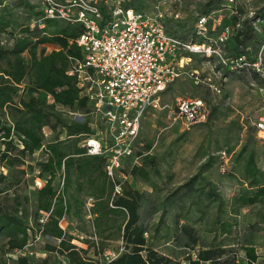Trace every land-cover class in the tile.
<instances>
[{
    "label": "trees",
    "instance_id": "16d2710c",
    "mask_svg": "<svg viewBox=\"0 0 264 264\" xmlns=\"http://www.w3.org/2000/svg\"><path fill=\"white\" fill-rule=\"evenodd\" d=\"M99 4L105 11L106 4ZM22 15L24 20L19 22ZM41 16L42 11L33 0H0V264H8L7 254L15 250L29 251L37 236L44 241L43 250L51 256L36 264H63L55 260L58 256H63L67 264H238L236 246L226 239L238 225L241 208L264 206V170L256 162L255 151L244 143L236 152L233 162L238 165L242 160L240 173L246 185L229 200H224L217 185L205 174L215 159L211 154L196 173L178 186L177 192L185 189V195L192 197L185 214L178 213L175 218L188 219L190 212H195V219L201 221L209 215V207L216 206L205 229L211 237L206 241L193 225L178 224L172 234L180 250L177 257L161 252L153 241L159 226L152 232L142 215L147 213L145 206L150 193L124 185L122 194L112 197L104 171L105 157L89 155L80 145L93 133L91 120L87 117L78 120L67 113L78 111L88 116L90 112L76 76L67 72L75 60L82 58L76 38L83 25L45 18L41 27L38 23ZM164 24L169 34L187 38L182 24L168 26L165 20ZM244 31L246 25L235 36ZM3 34L9 35L4 41ZM201 40L196 37L195 41ZM46 44L54 48L47 52ZM212 113L213 108L209 118ZM149 145L146 153L137 154L140 162L127 173L153 187L151 174L157 173L158 162L148 152ZM247 147L248 153L242 159ZM34 169H38V177L43 181L38 187H34L32 176H26ZM85 195H93L97 201L91 222L93 230H81L86 235L80 240L86 245L83 248L73 242L72 234L63 231L59 221L68 215L84 226ZM169 199L161 203V217L168 211V201H178ZM261 218L264 219V214ZM49 237L57 242H50ZM111 240H119L122 251L107 260L103 253L110 249ZM239 248L249 263L256 261L252 232ZM90 249L92 256L88 254ZM16 259L22 264L29 263L28 254Z\"/></svg>",
    "mask_w": 264,
    "mask_h": 264
},
{
    "label": "rangeland",
    "instance_id": "374dc122",
    "mask_svg": "<svg viewBox=\"0 0 264 264\" xmlns=\"http://www.w3.org/2000/svg\"><path fill=\"white\" fill-rule=\"evenodd\" d=\"M97 3L106 1V8L114 0H96ZM227 0H120L122 5H129L135 10H143L146 13L159 11L163 15L166 24H182L184 34L187 38H180L182 41H195L196 37L203 39L202 35L196 34L195 21L197 14L208 12L206 37L215 36L225 24H232V17L228 9L217 13ZM236 6L241 14L248 11L247 0H236ZM176 14V15H175ZM218 14H221V24L216 22ZM22 15L18 21L24 20ZM32 24V23H31ZM17 33V30L15 31ZM195 32V35H194ZM245 32V33H244ZM242 35L231 36L228 43L224 46L225 56L229 57L228 63L222 64L219 57L213 54L206 58L202 53H193L180 49L177 58L182 62V74L163 92L157 108H151L145 113L135 144L133 156L127 160L123 171L140 162L139 152H148L157 158L158 171L151 174L150 186L137 177L130 175L124 185L131 186L139 191L150 193V197L145 206L148 208L142 215L147 222L149 229L153 232L159 226V231L154 235V246L169 255H178L179 249L176 248L172 240V234L178 224L189 223L200 231L208 241L211 237L205 229L215 212V205L209 207V215L199 221L196 213L190 212L188 219L175 218L176 214H185L189 209V200L192 196L185 195V189L178 191V186L185 183L191 175L196 173L199 165L204 162L206 156H214L211 168L205 174L217 185V190L224 200H229L246 183H243L241 176V162L235 165L233 160L238 149L244 144H249V150H254L256 162L264 170V132L254 128V122L259 116L264 115V72L259 74L243 64L244 61L238 59L240 54L257 52L255 40L248 38V32ZM197 35V36H196ZM247 36V37H246ZM9 37L8 34L2 35L4 41ZM192 41V42H193ZM54 48L51 44H46V51ZM182 58V59H180ZM224 75L226 76L223 80ZM210 85H217L221 88V93H215ZM202 98L206 102L207 114L204 120L186 123L181 118L174 119L177 104L181 100ZM213 108L211 117H208L210 109ZM70 117L83 120L86 114L78 111H67ZM90 117V115H89ZM209 118V119H208ZM93 123L97 120L93 116ZM50 134L47 135V139ZM225 150L227 157H221V151ZM248 153L244 154L242 159ZM36 157H39L37 154ZM25 165V164H24ZM6 172V171H5ZM38 169L33 172L28 171L27 178L33 177L34 187L43 184L38 177ZM129 174V173H128ZM243 183V184H242ZM175 194V195H174ZM174 195V196H173ZM173 196V197H172ZM177 199L175 203L168 201V211L161 217V203L167 199ZM169 199V200H170ZM228 208V207H227ZM146 213V214H145ZM264 206H245L241 208L238 225L234 227L233 235L226 239L227 243L234 244L237 249L238 264H264ZM163 219V220H162ZM175 219H177L175 221ZM162 220V221H161ZM75 225V224H74ZM75 244L81 245V238L86 237V231H92V224L85 219L84 226H74ZM252 232L253 245L258 255L254 263L247 261L245 252L239 248L240 244L248 238ZM50 242L56 243L53 238ZM2 246V240L0 241ZM84 244V243H83ZM44 241L41 238L35 240L30 246L29 263L36 264L38 260L51 253L43 250ZM120 246L119 240L109 241L110 250H116ZM86 245L84 244L83 248ZM92 256V250H89ZM54 258V257H53ZM178 258L181 259L179 255ZM55 260L63 264L65 258L58 256ZM33 262V263H32ZM9 264H22L17 259H10Z\"/></svg>",
    "mask_w": 264,
    "mask_h": 264
},
{
    "label": "built area",
    "instance_id": "2783aa9c",
    "mask_svg": "<svg viewBox=\"0 0 264 264\" xmlns=\"http://www.w3.org/2000/svg\"><path fill=\"white\" fill-rule=\"evenodd\" d=\"M33 1L42 11L38 20L41 27L45 18L83 25L76 38L82 58L75 60L67 72L76 76L81 95L90 104L86 117L91 120L93 133L80 145L89 155L105 157L104 171L111 184L112 197L122 194L124 183L130 177L123 169L134 154L145 113L150 107L159 106L161 93L183 72V64L177 58L180 49L202 53L206 58L216 54L226 65L230 59L223 48L230 37L246 25L248 38L255 40L258 50L254 56L253 52H248V60L246 53L240 54L238 59L255 72H264V0H247L245 14L239 11L236 0H227L216 11L221 13L228 9L232 21L236 19V22L225 24L211 38L206 37L209 14L202 12L195 23L196 34L205 37L200 42H184L169 34L161 12L146 13L124 7L120 0H114L105 11L96 0ZM216 22L221 24V14ZM210 86L215 93H221L220 86ZM176 111L174 119L181 118L186 123L201 121L207 114L206 102L202 98L181 100ZM93 116L97 119L94 123ZM254 125L256 130L264 132V115L259 116ZM219 153L227 157L225 150ZM59 185H63L62 177ZM96 201L93 195H85L83 199L84 218L90 223L95 216ZM121 251V247L108 249L103 255L110 260ZM26 254L30 251L22 249L7 254L8 264L10 259Z\"/></svg>",
    "mask_w": 264,
    "mask_h": 264
},
{
    "label": "crops",
    "instance_id": "0c3cea01",
    "mask_svg": "<svg viewBox=\"0 0 264 264\" xmlns=\"http://www.w3.org/2000/svg\"><path fill=\"white\" fill-rule=\"evenodd\" d=\"M176 81V80H175ZM172 84V83H171ZM170 84V85H171ZM169 85V86H170ZM168 88V87H167ZM166 88V89H167ZM165 89V90H166ZM164 90V91H165ZM163 91V92H164ZM163 92L161 93V95L163 94ZM161 95H160V97H161ZM38 154V153H37ZM75 224V225H74ZM59 225H60V227L63 229V231H65L67 234H72V235H74V232H73V230L75 229V227L74 226H79L80 224L77 222V220L74 218V217H72V216H68V215H65V216H63L61 219H60V221H59ZM81 226V225H80ZM82 226H83V224H82ZM51 237H49L48 238V240L50 239ZM75 240V239H74ZM74 240H73V242H74ZM75 243V242H74ZM81 245H83L84 246V244L82 243ZM82 246V247H83ZM27 247V246H26ZM32 253V250L30 251V254ZM88 254H90V252H88ZM14 259H16V258H14ZM64 261V263H65V260H63Z\"/></svg>",
    "mask_w": 264,
    "mask_h": 264
}]
</instances>
